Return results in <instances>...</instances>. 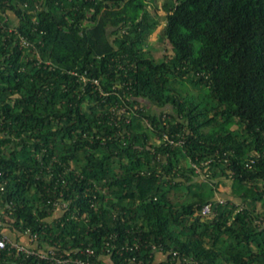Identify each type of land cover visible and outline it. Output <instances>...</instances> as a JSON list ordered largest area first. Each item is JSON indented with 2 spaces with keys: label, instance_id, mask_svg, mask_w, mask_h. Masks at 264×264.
Listing matches in <instances>:
<instances>
[{
  "label": "trees",
  "instance_id": "16d2710c",
  "mask_svg": "<svg viewBox=\"0 0 264 264\" xmlns=\"http://www.w3.org/2000/svg\"><path fill=\"white\" fill-rule=\"evenodd\" d=\"M152 1L0 0V234L98 264H264V0H161V59ZM10 244L0 264L53 262Z\"/></svg>",
  "mask_w": 264,
  "mask_h": 264
},
{
  "label": "rangeland",
  "instance_id": "374dc122",
  "mask_svg": "<svg viewBox=\"0 0 264 264\" xmlns=\"http://www.w3.org/2000/svg\"><path fill=\"white\" fill-rule=\"evenodd\" d=\"M149 8L151 9L154 15H156L157 17H161V21L158 27L148 36L147 41L145 43V48L150 50L157 59H161L162 57H164L165 54L170 55L172 53L171 44L162 36V27L164 26L165 23V20L163 19L162 15L165 13V10L162 6L161 0L152 1L149 4ZM190 88L194 89L195 91H198V95L202 94L201 89H199L198 87L190 85ZM141 101L147 107H149L150 110L154 109L153 111H158L159 109H161L160 107L149 101L148 99L142 97ZM172 109L173 108L171 107V105H169V107L166 108L167 111H172ZM204 175L205 174H202L200 175V177H204ZM231 183H232L231 178L225 179L222 183L218 185V187L215 188V195H217L218 198L223 197V195L225 197L230 196ZM159 255H161V253Z\"/></svg>",
  "mask_w": 264,
  "mask_h": 264
},
{
  "label": "built area",
  "instance_id": "2783aa9c",
  "mask_svg": "<svg viewBox=\"0 0 264 264\" xmlns=\"http://www.w3.org/2000/svg\"><path fill=\"white\" fill-rule=\"evenodd\" d=\"M255 161L254 158H252L248 164L251 165L253 162ZM220 201H224L225 198L223 197H219ZM63 205L65 206L66 203H63ZM62 205V206H63ZM212 212V202L209 201L207 202L205 205H203L202 207V213L204 214H210ZM263 225H264V217H263ZM1 231V229H0ZM27 234L29 236V240L30 242L27 243H23L21 241L15 240L13 238H11L9 235L7 234H0V248H4L7 246L8 242H10V246L12 247H16L19 251L23 250L26 251L28 254H39L42 257H53V262L51 264L54 263H69L71 261H73L76 264H98L96 261H94L92 258H90V255L94 253L93 249H87L86 252L89 254L88 257H81V256H77V257H64L63 254L61 255H57V251L54 250L53 247H50L47 251L42 250L40 252H38L33 246H34V242H36L37 240V234H30L29 231H27ZM137 246L139 245V243L136 244ZM52 254V255H51Z\"/></svg>",
  "mask_w": 264,
  "mask_h": 264
},
{
  "label": "crops",
  "instance_id": "0c3cea01",
  "mask_svg": "<svg viewBox=\"0 0 264 264\" xmlns=\"http://www.w3.org/2000/svg\"><path fill=\"white\" fill-rule=\"evenodd\" d=\"M25 239V238H24ZM26 240V239H25ZM161 253V255H159L160 253ZM157 255H158V257H157ZM166 256H165V254L163 253V252H161V251H158L157 253H156V259H155V264H158V262H160L161 260H163L164 258H165Z\"/></svg>",
  "mask_w": 264,
  "mask_h": 264
}]
</instances>
